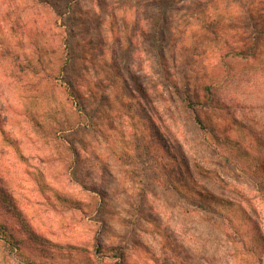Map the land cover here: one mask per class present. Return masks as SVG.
<instances>
[{
    "label": "rangeland",
    "instance_id": "rangeland-1",
    "mask_svg": "<svg viewBox=\"0 0 264 264\" xmlns=\"http://www.w3.org/2000/svg\"><path fill=\"white\" fill-rule=\"evenodd\" d=\"M230 1L0 0V264H264V69L197 20Z\"/></svg>",
    "mask_w": 264,
    "mask_h": 264
},
{
    "label": "trees",
    "instance_id": "trees-1",
    "mask_svg": "<svg viewBox=\"0 0 264 264\" xmlns=\"http://www.w3.org/2000/svg\"><path fill=\"white\" fill-rule=\"evenodd\" d=\"M213 3L215 2H210V4ZM203 8L204 14L206 8L205 6ZM224 9L225 13L218 22H216L217 20L213 14H207L206 20L204 18L203 21H200L201 18L197 17L198 23H204L202 24L204 27L209 25L215 26L216 28L220 27L221 36H230L224 43L225 47L231 48L230 54L219 56L218 63L219 60L223 63V61L228 58L229 60L244 62L246 67L249 65H257L264 69V39L261 37L264 36V0H231ZM196 123L200 130L211 136L212 141L218 145V148L229 145L232 153L240 151L241 145L238 140L229 138L219 131L217 133L214 128L199 118H196ZM235 128L236 125L232 126V134ZM233 162L235 164L238 163L235 159H233ZM257 168L264 169L263 166H257ZM252 179L261 187L260 193L261 190L264 191L263 182H260L254 175ZM0 233L3 234L4 238L9 236L6 226L1 222ZM122 257L123 256L118 253V258L122 259Z\"/></svg>",
    "mask_w": 264,
    "mask_h": 264
}]
</instances>
